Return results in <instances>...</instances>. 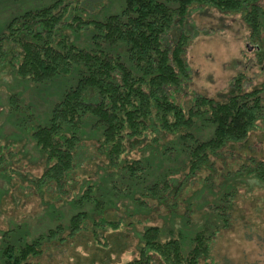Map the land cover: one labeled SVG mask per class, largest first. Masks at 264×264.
Listing matches in <instances>:
<instances>
[{
	"label": "trees",
	"instance_id": "16d2710c",
	"mask_svg": "<svg viewBox=\"0 0 264 264\" xmlns=\"http://www.w3.org/2000/svg\"><path fill=\"white\" fill-rule=\"evenodd\" d=\"M72 1L55 0L15 15L0 34V53L7 54L5 63L16 77L38 84L74 73L76 81L51 103L48 118L32 125L29 137L46 160L41 176L33 181L36 187L55 185L57 196L52 199L56 201L64 198L62 194H72L73 186L78 189L71 200L65 199L75 208L66 224L61 213L59 223L30 240L18 241V236L11 242L4 236L3 264H31L30 258L42 255L47 243L86 231L100 242L103 231L124 226L123 218L105 216L103 177L80 181L72 176L86 136L84 126L94 131V140L105 154L108 167L103 172L113 194L114 188L125 186L132 192V202L140 206L149 207L154 201L171 207L170 218L143 227L138 254L123 264H155V256L162 264H219L212 258V243L231 226L238 185L256 178L264 186V158L248 156L238 168L226 166L219 172L212 157L223 156L230 143L244 140L264 120V82L247 88L241 73L223 98L195 94L185 107L175 92L190 78L184 56L190 36L182 31L168 43L167 34L174 23L184 26L193 5L204 4L223 12L243 11L253 34L261 36L264 5L260 0H122L117 12L86 18L82 11L75 13L84 10L80 1L75 6ZM67 30L86 31L88 46L71 40ZM10 97L15 102V95ZM135 147L151 155L128 158ZM157 157L162 165L166 161L177 165L155 169L152 163ZM202 171L208 174L197 177ZM0 172L11 175L2 167ZM193 179L204 181L203 193L212 194L204 208L197 209L196 198L187 199L184 192L183 183L191 184ZM181 193L185 204L181 220L190 224L195 212L202 216L190 233L182 229L186 224L171 225Z\"/></svg>",
	"mask_w": 264,
	"mask_h": 264
},
{
	"label": "rangeland",
	"instance_id": "374dc122",
	"mask_svg": "<svg viewBox=\"0 0 264 264\" xmlns=\"http://www.w3.org/2000/svg\"><path fill=\"white\" fill-rule=\"evenodd\" d=\"M54 1L0 0V34L11 17ZM79 1L84 10H76L75 13L82 11L86 18H102L123 6L122 0ZM77 3L78 0H73L71 5ZM260 4L264 5V0H260ZM185 20L184 26L174 23L167 34L168 43L175 42L182 31H187L190 36L184 55L190 68V78L185 80L181 90L175 92L180 104L187 107L195 94L223 98L235 77L241 73L247 88L264 82V29L261 36L253 34L243 11L223 12L210 5L195 4ZM67 32L71 40L88 46L90 41L86 31ZM258 51L262 54L260 59ZM6 59L7 54L0 53V169L2 167L11 174L0 172V264H3L4 236L11 242H16L18 236V241L30 240L59 223L57 215L61 213H64L62 221L66 224L75 208L65 199L71 200V196L78 192L77 185L73 186L72 194H62L64 198L56 201L52 199L54 195L57 196L55 185L52 188L36 187L33 181L41 176L46 160L29 137L32 125L45 121L51 103L76 81L74 73L37 84L16 77L9 64L5 63ZM11 95H15V102H12ZM15 103L17 109H13ZM83 133L86 136L79 150L78 167L72 176L80 181L83 178L101 180L100 177H103L104 181L100 183L106 191L103 206L105 216L123 218L124 226L116 231H103L105 238L100 242L94 240L92 232L86 231L61 242L47 243L43 246L42 255L30 258L31 264H123L138 254V234L146 224H161L171 217L170 204L154 205V201H150L151 206H140L132 202V192L129 188L125 190V186L120 190L114 188L116 193L113 194L110 179L103 172L107 160L94 140V131L84 126ZM223 153V156L212 157L219 172L224 171L226 166L238 168L248 156L264 158V120L259 121L258 128L251 130L244 140L230 143ZM142 155L150 156L151 153L135 147L126 154L131 159ZM154 161L152 165H155V169L161 166L160 169L164 170L165 167L177 165L175 161H166L162 165L158 157ZM207 174L202 171L197 177L203 178ZM127 183L131 187V183ZM203 183L198 179H193L191 184L187 181L183 183L187 199L196 198L194 206L197 209L202 205L204 208L212 198L208 190L203 193ZM213 189L216 191L217 187ZM178 196V211L173 212L175 216L171 222L175 228L186 224L180 218L185 205L181 200L183 194ZM200 214L195 212L191 217L196 225L202 222ZM130 221L132 225L127 224ZM193 223L186 224L188 227L182 229L190 233V227L195 225ZM211 255L219 264H264V186L256 178H246V183L238 185L231 211V226L218 233L212 243ZM154 261L155 264H162L157 256Z\"/></svg>",
	"mask_w": 264,
	"mask_h": 264
},
{
	"label": "water",
	"instance_id": "95a60500",
	"mask_svg": "<svg viewBox=\"0 0 264 264\" xmlns=\"http://www.w3.org/2000/svg\"><path fill=\"white\" fill-rule=\"evenodd\" d=\"M249 49H251V47H249Z\"/></svg>",
	"mask_w": 264,
	"mask_h": 264
}]
</instances>
